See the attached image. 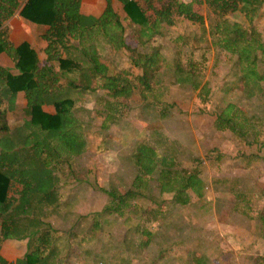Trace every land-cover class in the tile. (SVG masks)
Segmentation results:
<instances>
[{
  "label": "rangeland",
  "instance_id": "374dc122",
  "mask_svg": "<svg viewBox=\"0 0 264 264\" xmlns=\"http://www.w3.org/2000/svg\"><path fill=\"white\" fill-rule=\"evenodd\" d=\"M197 10L203 29L177 19L149 41L138 37V27L124 24L120 39L127 48L156 50L164 60L151 75L149 92L108 100L115 123L105 120L102 92L74 104L82 154L69 160L61 155L58 165L47 156L41 165L28 152L24 163L35 179L45 180V170L54 176L48 184L58 191L50 203H41L53 208L44 221L62 235L70 264H264V231L254 222L264 215V83L250 96L233 87L235 59L212 45L208 25L214 19L204 6ZM225 17L247 27L238 12ZM252 26L264 37V7ZM119 35L107 44L101 35L85 34L84 47L92 45L110 74L128 79L136 74L128 62L133 53L114 49ZM68 53L82 59L76 50ZM250 66L258 68L253 61ZM227 104L241 112L248 129L243 138L213 128V115ZM23 107L19 97L7 112L10 130L28 119ZM141 142L176 169L195 170L203 198L179 207L171 203L172 193L159 195L150 182L122 215L102 213L108 194L118 197L131 188L137 175L131 155ZM1 247V256L12 262L22 256L25 241L8 240Z\"/></svg>",
  "mask_w": 264,
  "mask_h": 264
},
{
  "label": "trees",
  "instance_id": "16d2710c",
  "mask_svg": "<svg viewBox=\"0 0 264 264\" xmlns=\"http://www.w3.org/2000/svg\"><path fill=\"white\" fill-rule=\"evenodd\" d=\"M22 1L0 0V53L8 57L16 70V74L10 75L0 68V244L5 240H24L25 250L13 262L5 261L0 255V264H70L66 257L68 245L61 241L62 235L44 221L47 210L53 208L52 203L49 207L41 203H50L58 191L55 185L48 184L53 174L45 170L46 181L35 179L24 163L28 152L41 165L47 156L57 163L61 155L69 160L82 154L85 141L74 116V104L85 95L102 92L106 101L102 107L106 111L105 120L115 123V111L108 100H124L135 92L139 96L149 92L151 75L164 59L156 50L141 53L130 50L119 35V44L114 49L133 53L128 62L136 74L128 79L110 74L92 45L84 47L83 42V36L94 28H101L107 44L113 42V34L121 32L119 19L108 4L100 19H91L80 15L77 0H25L18 15L31 24L46 26L40 37L43 48L39 57L26 42L12 44L2 27ZM117 1L128 20L138 27V37L145 41L160 36L158 30L172 27L177 19L203 29L204 18L197 8L204 6L214 19L208 25L212 45L235 59L238 69L233 87H242L248 96L254 88L261 92L264 37L252 22L264 7V0ZM235 12L243 16L246 28L225 17ZM69 50L78 51L82 59L70 56ZM250 61L258 68L251 67ZM16 97L24 101L23 112L28 119L10 130L6 114L14 109ZM213 116L215 130H226L238 138L245 136L246 123L233 105L227 104ZM163 158L156 155L153 147L143 142L136 144L131 159L137 175L131 188L118 197L108 194L109 205L102 213L122 215L123 209L130 208V200L143 196L150 182L159 195L172 193L171 203L179 207L190 204L193 197L203 198L204 184L198 173L176 169L171 160ZM176 176L180 177V183ZM258 221L264 226V215H259Z\"/></svg>",
  "mask_w": 264,
  "mask_h": 264
},
{
  "label": "crops",
  "instance_id": "0c3cea01",
  "mask_svg": "<svg viewBox=\"0 0 264 264\" xmlns=\"http://www.w3.org/2000/svg\"><path fill=\"white\" fill-rule=\"evenodd\" d=\"M79 3V13L83 17L86 18H91V19H100L102 17L103 11L108 4L112 12L115 14L117 19H119V22L121 24L122 30L119 33L120 37H122V32H123V26L124 24H130L132 27H137L136 25L132 24L128 18L126 17L125 13L122 10V5L117 1V0H77ZM179 2H184L187 3L191 0H176ZM25 0L20 2L19 8L14 12V14L7 18L3 24L2 27H4L7 31V37L8 40L14 44L17 45L21 42H26L29 45H31L36 51L39 57H42V52L41 49L43 48V41L40 38L41 35L45 32L46 26L42 25H36V24H31L29 22H26L21 18L18 13L23 5ZM194 7V6H193ZM196 10V9H195ZM93 34H98L101 35L102 37V30L101 28H94L91 30ZM0 68L8 71L10 75L16 74V70L13 69V66L8 59V57L4 53H0ZM19 97L15 98V104L17 102V99ZM23 101V100H22ZM24 104V101H23ZM47 110L50 108H46ZM52 109H50V112L52 113ZM7 115V114H6ZM258 195H255L254 199H258ZM258 220H254L255 224H257ZM258 225L263 228L264 231V226L261 224V222H258ZM8 241V240H5ZM3 241V242H5ZM11 241V240H10ZM14 241V240H12ZM3 247L0 248L2 251ZM1 255V254H0ZM3 258V256H1ZM10 257L3 258L7 262L9 261ZM18 258V257H17ZM16 258H13V261ZM12 261V262H13Z\"/></svg>",
  "mask_w": 264,
  "mask_h": 264
}]
</instances>
